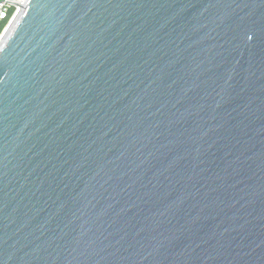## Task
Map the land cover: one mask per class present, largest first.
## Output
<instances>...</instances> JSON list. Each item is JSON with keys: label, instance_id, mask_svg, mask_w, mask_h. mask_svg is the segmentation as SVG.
Wrapping results in <instances>:
<instances>
[{"label": "water", "instance_id": "obj_1", "mask_svg": "<svg viewBox=\"0 0 264 264\" xmlns=\"http://www.w3.org/2000/svg\"><path fill=\"white\" fill-rule=\"evenodd\" d=\"M0 264H264V0H28Z\"/></svg>", "mask_w": 264, "mask_h": 264}, {"label": "built area", "instance_id": "obj_2", "mask_svg": "<svg viewBox=\"0 0 264 264\" xmlns=\"http://www.w3.org/2000/svg\"><path fill=\"white\" fill-rule=\"evenodd\" d=\"M27 2L28 0H0V37L14 24Z\"/></svg>", "mask_w": 264, "mask_h": 264}, {"label": "bare ground", "instance_id": "obj_3", "mask_svg": "<svg viewBox=\"0 0 264 264\" xmlns=\"http://www.w3.org/2000/svg\"><path fill=\"white\" fill-rule=\"evenodd\" d=\"M11 27H12V25H11ZM11 27H9V29H10ZM9 29H8V30H9ZM5 36H6V32H5V33L3 34V36L1 37L0 44L3 42Z\"/></svg>", "mask_w": 264, "mask_h": 264}, {"label": "trees", "instance_id": "obj_4", "mask_svg": "<svg viewBox=\"0 0 264 264\" xmlns=\"http://www.w3.org/2000/svg\"><path fill=\"white\" fill-rule=\"evenodd\" d=\"M1 30H2V26H0V32H1Z\"/></svg>", "mask_w": 264, "mask_h": 264}, {"label": "rangeland", "instance_id": "obj_5", "mask_svg": "<svg viewBox=\"0 0 264 264\" xmlns=\"http://www.w3.org/2000/svg\"><path fill=\"white\" fill-rule=\"evenodd\" d=\"M2 36V35H1ZM0 40H1V37H0Z\"/></svg>", "mask_w": 264, "mask_h": 264}]
</instances>
